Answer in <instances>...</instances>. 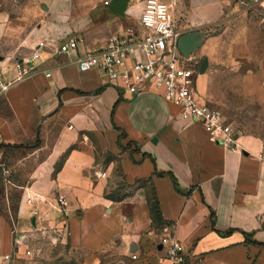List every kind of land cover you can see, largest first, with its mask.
<instances>
[{
  "label": "crops",
  "instance_id": "obj_1",
  "mask_svg": "<svg viewBox=\"0 0 264 264\" xmlns=\"http://www.w3.org/2000/svg\"><path fill=\"white\" fill-rule=\"evenodd\" d=\"M26 1L33 6L16 15L0 7L4 80H15V61L31 58L40 42L48 47L40 72L0 97V145L19 147L0 148V159L11 164L16 151L19 178L30 181L19 204L23 227L31 219L53 243H63L65 231L68 250L56 263L22 249L5 261L10 247L0 246V264H168L165 235L182 244L187 264H264V127L238 131L237 147L219 144L160 94L124 93L96 71L82 73L76 55H53L72 37L84 55L112 36L139 32L141 6L120 16L110 10L113 0ZM162 1L185 33H200L199 53L209 63L196 79L200 101L223 104L215 72L245 50L224 42L223 26L264 12V0ZM236 72L240 93L264 117L260 72ZM118 175L131 189L152 186L166 231L153 227L145 192L112 197L121 192ZM60 196L65 206L57 205Z\"/></svg>",
  "mask_w": 264,
  "mask_h": 264
},
{
  "label": "built area",
  "instance_id": "obj_2",
  "mask_svg": "<svg viewBox=\"0 0 264 264\" xmlns=\"http://www.w3.org/2000/svg\"><path fill=\"white\" fill-rule=\"evenodd\" d=\"M109 4L105 2L106 6ZM129 5L142 7L139 32L129 29L125 36H112L106 47L84 55L79 54L80 39L72 37L54 46L53 55H76V63L82 73L96 71L124 93H158L181 110L183 119L200 124L211 140L237 147L238 131L228 123L220 110L202 103L197 95L196 79L200 74V64L194 53L185 58L180 52L179 42L186 33L176 21L172 6L162 0H157L156 7L151 9L149 0H130ZM159 5L165 6L162 19L157 15ZM150 11L157 21L151 27L145 22V16ZM47 47L45 42H40L31 58L15 61L16 78L12 82L4 80L0 61V97L14 84L40 72L38 62L42 61ZM46 76L51 77V73L47 72ZM106 177L107 173L101 174V178ZM64 200L65 196H60L57 205L65 206ZM160 244L168 264H187L188 255L182 244L173 237L163 236ZM26 255L31 256V252ZM132 258L135 260L137 256L133 255ZM10 260V256L5 257V261Z\"/></svg>",
  "mask_w": 264,
  "mask_h": 264
},
{
  "label": "rangeland",
  "instance_id": "obj_3",
  "mask_svg": "<svg viewBox=\"0 0 264 264\" xmlns=\"http://www.w3.org/2000/svg\"><path fill=\"white\" fill-rule=\"evenodd\" d=\"M2 1L0 7L7 8L13 15L19 13L24 6H33L26 0ZM35 7L42 11L41 5H35ZM176 21L180 24L177 18ZM222 32H224V42L232 46L235 51L245 50L240 51L241 53L236 52L239 56L228 57L230 61L228 68L215 72L222 81V84L219 83V93L225 98V102L223 104L210 102V104L224 114L236 131L256 134L264 127V117L256 115V104L240 93L241 86L237 82L236 71L239 69V74L258 71L264 79V12H259L258 15L241 16L226 27L223 26ZM200 50L201 47L193 55L201 68L203 58L199 53ZM11 160L13 162L8 164L0 159V246L4 249L6 245H9L10 250L7 255L10 258L22 249L26 254L28 252L32 255L41 254L56 263L64 258L63 254L68 250L64 242L65 231L62 233L63 243H53L50 234L37 229V224L34 225L31 219L23 227L19 220V204L23 195V184H28L30 181L23 182L19 178L18 166L15 163L16 151L13 152ZM115 179L121 192L119 194L114 192L113 198L136 194L139 190L152 198V187L149 183H139L131 189L119 175ZM0 252L3 254L4 250L0 248Z\"/></svg>",
  "mask_w": 264,
  "mask_h": 264
},
{
  "label": "water",
  "instance_id": "obj_4",
  "mask_svg": "<svg viewBox=\"0 0 264 264\" xmlns=\"http://www.w3.org/2000/svg\"><path fill=\"white\" fill-rule=\"evenodd\" d=\"M130 0H113L110 5V10L120 16H125ZM200 33L190 32L182 36L179 42L180 52L185 58H189L194 52H196L202 41L199 39ZM208 59L205 58L200 68V73L204 74L208 69Z\"/></svg>",
  "mask_w": 264,
  "mask_h": 264
},
{
  "label": "trees",
  "instance_id": "obj_5",
  "mask_svg": "<svg viewBox=\"0 0 264 264\" xmlns=\"http://www.w3.org/2000/svg\"><path fill=\"white\" fill-rule=\"evenodd\" d=\"M0 148H10V149H17L19 147L14 145H0ZM152 187V186H151ZM119 200V198H114ZM147 202L150 209V215L153 223V227L157 230H163L167 225V222L164 220L163 215L160 211L159 202L157 197L154 193V189L152 188V198L147 195Z\"/></svg>",
  "mask_w": 264,
  "mask_h": 264
},
{
  "label": "clouds",
  "instance_id": "obj_6",
  "mask_svg": "<svg viewBox=\"0 0 264 264\" xmlns=\"http://www.w3.org/2000/svg\"><path fill=\"white\" fill-rule=\"evenodd\" d=\"M149 3L151 9L152 7H156L157 0H149ZM164 8L165 6L163 5H159V7H157V15H159L161 19L163 18ZM145 22L148 23L150 27L156 24L157 21L153 18V13L151 11L145 16Z\"/></svg>",
  "mask_w": 264,
  "mask_h": 264
}]
</instances>
